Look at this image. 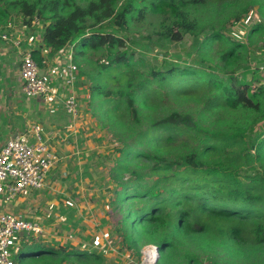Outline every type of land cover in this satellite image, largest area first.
<instances>
[{"label":"trees","instance_id":"trees-1","mask_svg":"<svg viewBox=\"0 0 264 264\" xmlns=\"http://www.w3.org/2000/svg\"><path fill=\"white\" fill-rule=\"evenodd\" d=\"M207 2L0 0L2 31L13 18L27 28L40 24L41 43L31 54L41 70L46 68L45 54L51 58L73 45L80 79L86 74L87 50L106 52L107 61L89 77V97L97 123L121 144L110 168L115 187L109 214L117 245L132 252L137 262L140 250L154 245L156 264H204L205 257L218 264L227 255L264 264V131L245 139L258 117L264 119V50L244 57V44L228 40L223 31L202 36L204 25L190 9ZM252 4L228 16L227 26L239 23ZM157 5L168 10V21L146 36L145 44L131 41L133 46L148 53L152 38L167 44L190 38L189 51L185 58L164 60L161 69L141 72L133 68L134 52L126 38L101 25L110 21L127 29L136 13ZM260 29L254 26L248 38ZM222 41L221 61H234L229 71L223 68L221 75L213 67L199 71L186 65L193 54L199 57ZM245 59L253 64L240 66L238 61ZM176 81L201 88L203 99H193L192 111L160 112L171 93L174 99H188L176 84L172 92L164 89ZM158 133L165 136L156 137ZM184 135L188 140L175 141ZM24 258H39L34 264H107L97 250L55 251L37 238L20 240L16 264Z\"/></svg>","mask_w":264,"mask_h":264},{"label":"rangeland","instance_id":"rangeland-1","mask_svg":"<svg viewBox=\"0 0 264 264\" xmlns=\"http://www.w3.org/2000/svg\"><path fill=\"white\" fill-rule=\"evenodd\" d=\"M86 1L78 0L81 5H84ZM249 1H252L253 4L248 13L241 18V21L232 26H227L224 22L225 19L235 11L241 9ZM190 10L192 15L202 21L204 25L202 36L211 33L213 30H221L225 33L228 40L244 44L246 47L244 57H248V54L251 52L259 55L264 50V0H208L206 5L191 7ZM168 19V10L162 5H157V8L136 13L127 29L124 26L115 28L110 21L104 22L101 26L113 29L126 38L127 46H131V51L134 52L133 68L145 72L148 68L161 69L163 61H171L173 60V56H178L181 59L185 58L186 53L189 51L190 38L178 44L162 43L158 39L152 38L150 40L152 49L148 53H144L139 47L133 46L131 41L145 44V37L151 36ZM256 25H260L263 30L260 29L254 32L248 38L249 32ZM6 28L10 29L13 37L16 36L20 40L24 36V32L25 35L32 34L36 37H39L41 34L40 24L37 23L35 27H32L33 30L31 28L26 30L18 18L11 19ZM40 43L39 40H35L33 44L38 45ZM157 43L162 45V47L158 46ZM221 44L225 45V42L213 43L211 48L200 53V58L197 57V54H193L191 58H188L186 65L195 69L197 68L199 71L200 68L209 70V67H213L221 75L223 74L221 73V69L225 68L229 71L234 61H221ZM131 51L128 50L127 52L130 53ZM9 52L10 56L15 58V52L12 49H9ZM204 52L207 53L204 54ZM105 54L106 52L103 51L92 52L87 50L86 74L80 77L79 88L76 90L79 101V117L72 125L75 132L71 134L62 129L60 135L63 138L68 133L70 136L61 144L52 143V145H49L59 157V162L52 169L53 171L51 170L53 174L51 183L39 194H32L29 197L23 196L22 199H25V201L19 203L15 208H13L14 202L22 201L19 200L21 197L15 201L8 202L9 205H6H8L12 214L40 223L43 227V233L39 242L46 244L55 251L60 247L67 250L75 247L84 251L97 250V252L104 255L107 264H134L138 261L137 257L132 252L120 249V246L117 245L119 241L112 232L114 221L112 220V215L109 214L111 209L110 204L113 200V189L115 187V184L112 183L110 168L113 160L118 156L121 144L115 139L112 132L105 131L97 123L96 116L93 113V110L96 109L94 107L95 103L89 97V77L95 74L96 68L107 61ZM44 56L46 68L48 66L54 69L62 62V57L55 58L54 56L50 58L47 54ZM191 59L198 60L199 64L194 65ZM247 60H239V65L253 64L252 60ZM75 65L77 66V63ZM262 83H264V80H262ZM6 84H17L14 74L4 79L1 85L4 87ZM175 84L178 88L186 91L188 99L184 101L174 99L175 97L171 93L169 96L171 99L168 102H164L162 105L163 109L160 112L164 113L168 110L192 111L196 107L194 104L195 100L203 99L201 88H195L188 83L176 81L170 87L165 86L164 89L168 90L170 88V92H172V87ZM24 101L30 102L28 99ZM34 102L39 103L40 101L35 99ZM30 103L33 104L32 102ZM62 103L63 99L58 101L57 104L49 102V105L52 106V108H49L51 111L46 109L43 115L52 116L55 115L53 113H58L60 116H63V118L60 117V120L64 119V123L67 122L70 125L72 122L68 116L60 112V109L63 107ZM14 106L15 104L12 103V107ZM257 120L245 137L247 141L252 140L256 134L264 131V119L258 117ZM31 126H36V124ZM163 136L165 134H156V137ZM179 139L188 140L186 135L180 138L175 137V141H179ZM249 172L253 173L254 171L250 169ZM126 177L124 175V178ZM72 206L75 207L73 213ZM13 209L15 210L13 211ZM69 220H71V224H68ZM73 224L76 226L75 228ZM65 226H69V230H65ZM96 237L102 239L101 245L95 244ZM83 242L86 243L85 246H83ZM149 254L148 256H150L151 261L153 255ZM27 260H24L23 264L31 262L29 258ZM203 262L204 264H215L213 258L205 257ZM60 264L67 263L62 262ZM218 264H251V261L242 257L233 259L227 255L224 259L219 258Z\"/></svg>","mask_w":264,"mask_h":264},{"label":"built area","instance_id":"built-area-1","mask_svg":"<svg viewBox=\"0 0 264 264\" xmlns=\"http://www.w3.org/2000/svg\"><path fill=\"white\" fill-rule=\"evenodd\" d=\"M0 41L10 44L18 52L21 96L26 99H63L64 113L73 124L79 117L76 94L79 79L73 62V45L59 51L62 62L56 68L41 70L31 50H21L18 37L0 29ZM58 162L59 157L47 144L41 127L31 126L13 136L0 149V202L8 204L28 192L43 190L49 173ZM42 233L43 227L37 221L0 212V264H16L20 240L38 238ZM148 253L153 254L151 261ZM140 254V260L135 264H156L159 257L154 245L144 246Z\"/></svg>","mask_w":264,"mask_h":264},{"label":"crops","instance_id":"crops-1","mask_svg":"<svg viewBox=\"0 0 264 264\" xmlns=\"http://www.w3.org/2000/svg\"><path fill=\"white\" fill-rule=\"evenodd\" d=\"M24 29L28 30L29 28L23 26ZM33 30V28L31 27ZM8 30V28H5ZM9 32L10 29L8 30ZM25 31V30H24ZM40 41L41 38L33 36L32 34H26L24 32V36L21 39V50H28L35 46L34 41ZM9 49H12L15 52V58L10 56ZM58 57V54L55 55V58ZM48 68V66H47ZM12 74L16 77V85L6 84V86H2V81L4 79L9 78ZM40 101L39 103H35L34 100ZM26 98L22 97L20 94V81H19V55L18 52L10 45L0 41V149L4 146V144L11 139L13 136L19 133L25 132L31 125L36 124L41 127L44 131V139L47 141L48 145H52V143L61 144L67 137L70 136L68 133L63 138L60 135V131L64 129L66 132L74 133L75 130L72 128L73 124L64 123V119L60 120V117L63 116L58 113H53L55 115L52 116H44L43 113L45 110L51 111L49 108L52 106L50 103L57 104L58 101L56 98L42 99V98H30L28 99L30 102H25ZM15 101V102H13ZM12 103L15 104L12 107ZM63 106V104H62ZM63 107L60 109V112L64 113ZM65 114V113H64ZM65 117V116H64ZM67 120V119H66ZM53 151H55L53 149ZM53 171V170H52ZM52 171L49 173L47 178V183H51V178H53ZM45 189V188H44ZM43 189V190H44ZM42 191V190H41ZM41 191H31L27 194H24L18 198H20L19 202H14L13 208H15L19 203H23L25 199H22L23 196H30L32 194H39ZM39 196V195H36ZM17 198V199H18ZM16 199V200H17ZM9 205V204H8ZM8 205L0 202V212H10ZM15 209H13L14 211ZM75 211V207L72 206V213ZM11 213V212H10ZM75 217V216H72ZM91 236V234H89ZM41 237L37 238L40 241ZM41 243V242H40ZM102 239H95V244L101 245ZM48 247L46 244H43ZM86 243L83 242V246ZM49 248V247H48ZM31 262L27 264H34L39 258H29ZM24 260L28 261L27 258L21 260L19 264H23Z\"/></svg>","mask_w":264,"mask_h":264},{"label":"bare ground","instance_id":"bare-ground-1","mask_svg":"<svg viewBox=\"0 0 264 264\" xmlns=\"http://www.w3.org/2000/svg\"><path fill=\"white\" fill-rule=\"evenodd\" d=\"M149 254V253H148ZM149 255H153L152 253H150ZM152 259V258H151Z\"/></svg>","mask_w":264,"mask_h":264}]
</instances>
